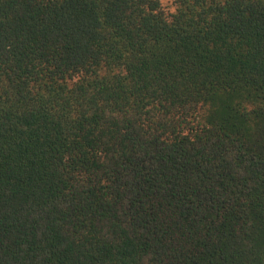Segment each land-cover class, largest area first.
Segmentation results:
<instances>
[{"label": "trees", "instance_id": "obj_1", "mask_svg": "<svg viewBox=\"0 0 264 264\" xmlns=\"http://www.w3.org/2000/svg\"><path fill=\"white\" fill-rule=\"evenodd\" d=\"M0 264H264V0H0Z\"/></svg>", "mask_w": 264, "mask_h": 264}, {"label": "rangeland", "instance_id": "obj_2", "mask_svg": "<svg viewBox=\"0 0 264 264\" xmlns=\"http://www.w3.org/2000/svg\"><path fill=\"white\" fill-rule=\"evenodd\" d=\"M163 2H165V0H163Z\"/></svg>", "mask_w": 264, "mask_h": 264}]
</instances>
